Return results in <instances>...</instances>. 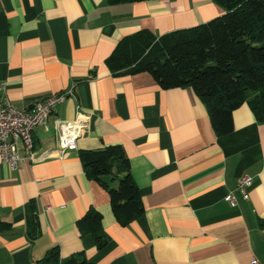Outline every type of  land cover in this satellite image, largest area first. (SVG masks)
Returning a JSON list of instances; mask_svg holds the SVG:
<instances>
[{
  "label": "crops",
  "instance_id": "crops-1",
  "mask_svg": "<svg viewBox=\"0 0 264 264\" xmlns=\"http://www.w3.org/2000/svg\"><path fill=\"white\" fill-rule=\"evenodd\" d=\"M222 14L214 0H0V106L7 98L26 110L73 92L47 129H34L33 161L17 170L0 161V264H53L42 261L53 247L59 261L82 253L93 264H264V123L249 104L233 112L232 132L218 136L192 88L164 90L147 72L114 74L105 63L126 37L158 38ZM78 112L89 116L87 128L77 150L60 155L53 122ZM114 145L143 205L127 226L81 161ZM243 175L253 180L249 199L238 195L231 206L225 196ZM30 204L34 239L26 233ZM89 208L102 216V249L77 228Z\"/></svg>",
  "mask_w": 264,
  "mask_h": 264
},
{
  "label": "trees",
  "instance_id": "trees-1",
  "mask_svg": "<svg viewBox=\"0 0 264 264\" xmlns=\"http://www.w3.org/2000/svg\"><path fill=\"white\" fill-rule=\"evenodd\" d=\"M106 1L115 5L143 0ZM214 2L224 14L158 38L149 31L126 37L105 63L114 74L147 72L164 90L192 88L206 105L216 135L225 136L233 130V112L245 102L264 123V0ZM81 161L86 176L108 193L120 225L127 226L143 214L138 188L120 146L89 151L81 155ZM77 228L81 235L92 234L97 249L106 245L102 216L95 209L84 213ZM26 233L30 239L39 234L37 212L31 204L26 207ZM42 261L93 264L82 253L59 261L57 247Z\"/></svg>",
  "mask_w": 264,
  "mask_h": 264
},
{
  "label": "built area",
  "instance_id": "built-area-1",
  "mask_svg": "<svg viewBox=\"0 0 264 264\" xmlns=\"http://www.w3.org/2000/svg\"><path fill=\"white\" fill-rule=\"evenodd\" d=\"M70 96H73L71 90L50 95L35 102L26 110L17 109L7 98H4L0 106V161L8 165L11 170H17L26 161H33L35 146L32 133L34 129L36 127L47 129L48 119L55 108ZM88 119L87 114L78 112L73 121L54 120L56 149L60 155L77 150V141L84 135ZM19 147L24 149L25 156L19 155ZM252 185L251 177L246 175L238 177L235 189L226 194L225 200L231 206L237 205L238 195L243 200H248ZM252 264H257V261H253Z\"/></svg>",
  "mask_w": 264,
  "mask_h": 264
},
{
  "label": "rangeland",
  "instance_id": "rangeland-1",
  "mask_svg": "<svg viewBox=\"0 0 264 264\" xmlns=\"http://www.w3.org/2000/svg\"><path fill=\"white\" fill-rule=\"evenodd\" d=\"M220 7H221V6H220ZM221 8H222V7H221ZM222 9H223V8H222ZM223 10H224V9H223ZM199 24H201V23H199ZM248 93H249L250 95L253 94V92H250V91H249ZM248 96H249V95H248Z\"/></svg>",
  "mask_w": 264,
  "mask_h": 264
}]
</instances>
